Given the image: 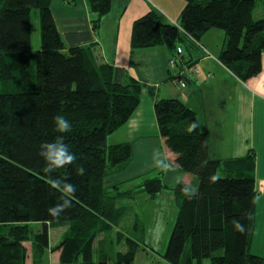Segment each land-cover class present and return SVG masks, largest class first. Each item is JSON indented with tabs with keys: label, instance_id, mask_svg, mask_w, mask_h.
<instances>
[{
	"label": "trees",
	"instance_id": "trees-1",
	"mask_svg": "<svg viewBox=\"0 0 264 264\" xmlns=\"http://www.w3.org/2000/svg\"><path fill=\"white\" fill-rule=\"evenodd\" d=\"M88 1L98 34L112 0ZM185 2L180 24L165 21L155 9L136 18L131 45L191 50L197 45L193 38L200 43L209 29L219 27L226 33L220 60L244 81L261 72L264 17H255L258 0ZM34 10L41 21V48L33 59ZM187 56L180 58V66L190 62ZM0 79V264H50L42 257L51 248V229L56 227L68 230L54 248L61 250L54 264H110L106 250L96 260L95 240L100 228L111 229L129 214L131 206L120 199L133 200L141 192L157 198L165 188L175 192L178 206L176 227L163 254L169 264H203L205 258L210 264H264V256L251 249L259 196L256 151L213 158L209 133L182 99L162 98L155 110L167 149L197 183L184 178L166 183L162 164L135 188L108 184V177L133 156L130 142L111 144L108 138L139 106L142 83L136 78L117 81L115 65L99 61L95 44L68 47L52 0H0ZM56 114L72 121L70 133L55 130ZM59 136L76 159L50 173L41 147ZM78 166L84 167L83 174ZM68 184L76 186L74 192L65 193ZM65 194L72 206L59 215L50 212ZM134 214L129 227L145 233L139 212ZM115 234L127 246L117 252L115 264H135L141 237L123 229ZM28 241L33 243L32 262Z\"/></svg>",
	"mask_w": 264,
	"mask_h": 264
},
{
	"label": "crops",
	"instance_id": "crops-1",
	"mask_svg": "<svg viewBox=\"0 0 264 264\" xmlns=\"http://www.w3.org/2000/svg\"><path fill=\"white\" fill-rule=\"evenodd\" d=\"M185 3V0H112V9L104 16L97 34L88 0H52L58 28L68 47L95 44L99 61L115 65L117 81L127 83L136 78L142 83L139 106L108 138L111 144L130 142L133 156L124 168L108 177V184L135 188L143 177L155 175L162 164L166 183L174 185L182 178L197 183L174 161L175 154L165 145L156 115L157 101L178 97L196 111L201 129L209 133L213 158L242 157L250 148L255 149L257 203H260L264 194V52L261 72L244 81L220 60L226 33L219 27L209 29L191 50L184 48L183 54L189 55L190 62L176 68L169 63L171 57L178 56L176 49L166 44L138 48L131 45L136 18L155 9L165 21L180 24ZM179 71L186 78V86L176 80ZM138 197L167 201L178 208L175 192L169 188L163 189L157 198L145 192Z\"/></svg>",
	"mask_w": 264,
	"mask_h": 264
},
{
	"label": "rangeland",
	"instance_id": "rangeland-1",
	"mask_svg": "<svg viewBox=\"0 0 264 264\" xmlns=\"http://www.w3.org/2000/svg\"><path fill=\"white\" fill-rule=\"evenodd\" d=\"M256 17H264V0H258L255 8ZM33 26V45L30 55L35 58V54L38 49L41 48V21L38 10L33 11L32 16ZM126 24V19L124 25ZM178 54L179 59L184 54ZM175 56V55H174ZM170 63V61H169ZM187 83V82H186ZM187 85V84H186ZM3 88L0 79V90ZM111 143V142H110ZM126 187V186H124ZM139 194L132 200L129 198H122L120 202L127 207L130 205L129 214L120 220L118 225L111 229L100 228L99 233L95 240V258L99 259L103 251H107L110 256V264H115L117 252L126 249L124 243H118L116 238L117 230H122L126 233H132L135 236L141 237L142 245L137 252L135 264H169L164 258L163 254L167 251L174 229L176 227V221L178 218V208L167 201H146L143 198L138 197ZM138 211L142 222L145 227V233H138L135 228L129 226L134 224L135 212ZM36 228L39 225H36ZM163 228L161 237L157 240L155 232L157 227ZM68 227H56L51 229V248L48 249L47 255L42 257V260L46 263L54 264L59 260L61 250L55 251V246L62 241ZM107 241L100 247V243ZM26 244L29 247L30 257L29 262H32L33 256V243L28 241ZM103 249V250H102ZM251 249L254 253L264 256V194L261 195L260 203H257L256 209V223L255 229L252 234ZM189 246L186 248L185 253H188ZM203 264H210L209 258H205Z\"/></svg>",
	"mask_w": 264,
	"mask_h": 264
},
{
	"label": "clouds",
	"instance_id": "clouds-1",
	"mask_svg": "<svg viewBox=\"0 0 264 264\" xmlns=\"http://www.w3.org/2000/svg\"><path fill=\"white\" fill-rule=\"evenodd\" d=\"M55 130L58 133H70L73 128L72 121L63 114H56L53 118ZM195 124H193V128H195ZM41 155L47 160V166L45 168L48 172H54L57 169H61L71 164L75 159V154L70 150V146L65 143V137L59 136L57 140H53L45 143L41 147ZM77 171L80 174L85 172L84 167L78 166ZM76 189L75 185L68 184L65 193L74 192ZM63 199V203H59L51 208L49 211L53 214L59 215L65 209L70 208L72 206V201L67 195H63L61 197ZM163 232V228L158 226L155 232L156 239L158 240Z\"/></svg>",
	"mask_w": 264,
	"mask_h": 264
},
{
	"label": "built area",
	"instance_id": "built-area-1",
	"mask_svg": "<svg viewBox=\"0 0 264 264\" xmlns=\"http://www.w3.org/2000/svg\"><path fill=\"white\" fill-rule=\"evenodd\" d=\"M193 40L196 42V43H199L197 40H195L194 38H193ZM177 52L179 53V54H183L184 53V47L182 46V45H180V46H178V49H177ZM179 57H177V56H173V57H171V59H170V65H171V67L172 68H176V67H178V65H179ZM195 71H197V68H195ZM176 80L182 85V86H186V78H185V76L182 74V71H179V73L177 74V77H176Z\"/></svg>",
	"mask_w": 264,
	"mask_h": 264
}]
</instances>
